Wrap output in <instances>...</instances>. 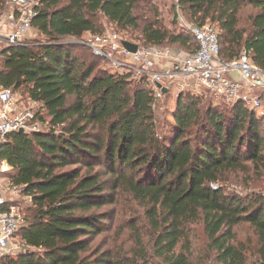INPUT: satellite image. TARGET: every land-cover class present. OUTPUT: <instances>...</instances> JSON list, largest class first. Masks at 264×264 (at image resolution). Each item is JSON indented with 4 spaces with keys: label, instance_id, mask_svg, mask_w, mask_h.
Here are the masks:
<instances>
[{
    "label": "trees",
    "instance_id": "16d2710c",
    "mask_svg": "<svg viewBox=\"0 0 264 264\" xmlns=\"http://www.w3.org/2000/svg\"><path fill=\"white\" fill-rule=\"evenodd\" d=\"M151 1L41 0L33 23L46 39L0 51V86L23 89L50 117L43 130L13 132L0 143L10 186L26 200L16 238L27 247L0 256V264H196L188 256L196 224L216 261L249 264L250 246L235 231L248 224L264 264V187L243 196L220 184L240 170L264 186V103L250 109L243 100L186 89L160 133L159 98L146 77L101 67L79 56L83 47L62 41L105 33L106 19L122 31L139 29L141 46L195 52L197 41L181 23L173 31L156 9L153 19L137 14ZM177 8L188 22L217 28L221 58L245 49L264 71V0H178ZM123 195L144 207L127 228L133 247L94 245L107 220L100 209Z\"/></svg>",
    "mask_w": 264,
    "mask_h": 264
},
{
    "label": "built area",
    "instance_id": "2783aa9c",
    "mask_svg": "<svg viewBox=\"0 0 264 264\" xmlns=\"http://www.w3.org/2000/svg\"><path fill=\"white\" fill-rule=\"evenodd\" d=\"M176 3L178 0H174ZM6 9L0 12V50L30 41L34 29V19L38 15L41 0H6ZM180 23L186 27L197 41L198 49L193 53L174 50L164 46H141L135 53L124 48L117 32L107 31L90 36L81 42L89 46L95 56L108 61L113 69L131 72L136 79L146 77L155 88L157 98H163V87L178 85L181 91L192 89L198 93L209 91L227 103L243 100L250 109L259 108V98L248 99L242 95V84L230 77V72L239 73L242 80L252 85H264L262 70L255 66L247 50H242L234 60L221 58L220 36L210 22L204 25L192 24L177 8ZM161 84L162 86H158ZM0 143L9 134L38 132L43 123L31 109H23L17 103L13 88L0 91ZM4 167L0 166V172ZM20 193V189L12 188ZM24 222L21 209L8 204L5 191H0V256L13 254L16 234Z\"/></svg>",
    "mask_w": 264,
    "mask_h": 264
},
{
    "label": "rangeland",
    "instance_id": "374dc122",
    "mask_svg": "<svg viewBox=\"0 0 264 264\" xmlns=\"http://www.w3.org/2000/svg\"><path fill=\"white\" fill-rule=\"evenodd\" d=\"M5 1L0 7V12L5 11L6 5ZM158 10L159 17L162 19L167 28L176 31L180 28V21L178 20L177 11H176V2L174 0H152L150 3H143L142 9L137 10V14L153 19L154 10ZM251 9H246L244 15L251 13ZM184 13L182 12V15ZM187 18L186 15H183ZM188 19V18H187ZM104 28L103 31H112L117 32L121 37L127 40H134L135 43H143L142 40H139L140 30L139 29H130L128 31H122L116 28L115 25L111 24L106 19L102 20ZM29 38L32 41H44L45 36L36 28L32 30L29 35ZM64 44H75L77 46L83 47L78 51V54L81 58L86 59L87 61H97L101 67L110 69L111 65L105 63L104 61L95 58L88 48V46L83 45L80 38L75 37H66L63 40ZM168 47V46H165ZM182 51H187V48H180ZM112 68V67H111ZM170 95L167 97L160 98L155 106L154 110L157 117L158 131L162 133L169 130L170 122L173 120V111L176 108V101L181 89L178 85L171 86L170 83ZM17 103L18 105L25 109H31L33 112L38 114V119L43 121L45 128L48 126V121L50 120L49 115L46 111H43L41 104L35 101H32L28 98L23 89L15 90ZM206 94V93H205ZM208 97H206L205 102L202 104L203 107L208 105ZM262 109V108H261ZM259 109V111L261 110ZM247 177H255L253 171L243 172V171H234L229 173L228 178L221 181V185H224L226 191L236 192L243 196L251 194L254 191H259L263 186V182L249 181ZM248 180V181H247ZM219 184V183H218ZM23 196L18 197L17 205L18 207H23L25 203ZM144 211L143 206H139L134 203L130 198L123 195L119 199L118 203L107 204L102 209L101 213L107 215V220L104 222V234L100 235L97 240L94 242V245L98 244L100 241L106 242V245L103 249L113 248L115 245L122 248L123 251L130 250L132 246L131 238L128 235V225L136 216H140ZM124 231V234L120 235L116 240L113 238L115 234ZM237 240L250 246L248 252L249 264H259L257 260L262 257L263 253L261 252V244L258 242L257 237L255 236L252 228L248 224L239 225L235 228ZM191 246L188 256L190 260L196 264H220L215 259L214 252L210 249V241L207 234L205 233L204 226L202 224H196L192 228L191 232ZM15 248L13 249V254L20 253L27 249L25 245L21 242L19 237L16 238L14 242Z\"/></svg>",
    "mask_w": 264,
    "mask_h": 264
},
{
    "label": "crops",
    "instance_id": "0c3cea01",
    "mask_svg": "<svg viewBox=\"0 0 264 264\" xmlns=\"http://www.w3.org/2000/svg\"><path fill=\"white\" fill-rule=\"evenodd\" d=\"M174 50H180V49L174 48ZM230 77L242 84L243 86L242 95L246 96L248 99L259 98L261 102L264 103V85L248 84L247 82L242 80L239 73L236 71L230 72ZM261 78L264 80V71H262ZM1 89L2 87L0 86V91ZM0 107H1V102H0ZM0 166L4 167V171L0 172V191H5L8 204H13V201H17L20 195L19 193L14 194L12 192L11 190L12 187L10 186V182L7 177V174L10 172L12 167L9 165L7 161H1V160H0Z\"/></svg>",
    "mask_w": 264,
    "mask_h": 264
},
{
    "label": "water",
    "instance_id": "95a60500",
    "mask_svg": "<svg viewBox=\"0 0 264 264\" xmlns=\"http://www.w3.org/2000/svg\"><path fill=\"white\" fill-rule=\"evenodd\" d=\"M122 44H123L124 48H126L129 52H132V53H135L139 48V44L131 42L129 40H123ZM158 86L160 87L162 85L158 84ZM163 90H164V92H167L169 89L166 87H163ZM20 132H24V130L21 129Z\"/></svg>",
    "mask_w": 264,
    "mask_h": 264
}]
</instances>
